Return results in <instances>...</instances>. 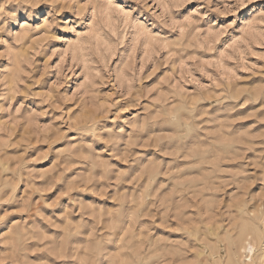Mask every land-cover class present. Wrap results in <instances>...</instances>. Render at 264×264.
<instances>
[{
  "label": "rangeland",
  "instance_id": "1",
  "mask_svg": "<svg viewBox=\"0 0 264 264\" xmlns=\"http://www.w3.org/2000/svg\"><path fill=\"white\" fill-rule=\"evenodd\" d=\"M262 232L264 0H0V264H264Z\"/></svg>",
  "mask_w": 264,
  "mask_h": 264
},
{
  "label": "bare ground",
  "instance_id": "2",
  "mask_svg": "<svg viewBox=\"0 0 264 264\" xmlns=\"http://www.w3.org/2000/svg\"><path fill=\"white\" fill-rule=\"evenodd\" d=\"M262 233H264V232H262ZM263 237V236H262ZM250 238V237H249ZM239 239H240V237H239ZM239 243V242H238ZM254 243H255V241H254ZM253 245V244H252ZM252 245L250 244V243H247V250L248 251H252Z\"/></svg>",
  "mask_w": 264,
  "mask_h": 264
}]
</instances>
